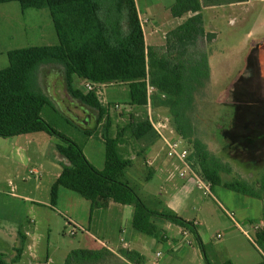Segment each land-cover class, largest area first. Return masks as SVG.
I'll list each match as a JSON object with an SVG mask.
<instances>
[{"label": "rangeland", "instance_id": "374dc122", "mask_svg": "<svg viewBox=\"0 0 264 264\" xmlns=\"http://www.w3.org/2000/svg\"><path fill=\"white\" fill-rule=\"evenodd\" d=\"M135 1L141 15L149 21L147 23L143 21L146 44L153 47L164 46L167 33L176 26L177 20L173 17L171 8L177 0ZM253 1L255 8L264 7V0ZM258 13L260 12H241L242 18L237 19V22H230L227 17L221 22H216L218 36L214 42H209L206 48L213 81L211 83L209 81L197 96L194 115L199 136L208 144L217 158L228 162L234 168L232 174H223L224 180L230 181L233 178L242 177L256 189L259 188L260 179L264 174V142L256 150H247L241 142V134L245 133L244 129L242 130V124L245 120L249 93L253 94L256 89L258 94L264 96V45L261 52L248 51L252 42L262 34L261 31L264 29L254 24ZM206 14L209 15V12ZM245 16L247 20L243 19ZM206 29L211 31L207 16ZM252 31L256 32L250 35ZM58 42L48 9H28L23 13L18 2L0 4V70L9 66L8 56L4 53L9 48L55 45ZM193 51L194 49L190 48V52L193 53ZM247 55L249 59L244 67ZM56 82L58 83L59 79ZM58 85L60 86V82L57 88ZM96 90L100 92L99 96L104 101L107 98L105 91L99 88ZM110 96L114 100L106 101L107 104H104L108 106L112 119L110 129L112 137L117 136L119 132L122 133V129L131 119L145 116L146 112L148 114V110L131 108L124 101L123 93L111 92ZM151 98L152 113H155V117L158 115L160 121L168 123L171 131L168 130L169 134H176L178 137L175 123L169 116L170 100L161 95H153ZM62 103L67 106L65 111L70 109L72 114H63L58 108L59 113L46 110L44 118L58 132L79 144L86 157H89L91 164L98 170H103L104 130L103 124L97 126V111L90 108L89 112H83L84 109L81 108L86 107L79 101L75 104L81 108L74 107L73 104L68 105L65 101ZM87 114L93 119L88 124L84 122ZM79 126L91 131L97 128L98 134L92 136L95 142L93 145H88L90 137H86ZM123 135L124 144L121 146L123 155L139 157L145 144L132 139L128 132H123ZM19 136L18 141L0 137V253H5L8 259L14 253V240L19 237V232L23 235L29 232V242L35 245L36 257L30 256V251L25 246L22 260L13 263L7 261V264H64L72 251L90 248H102L101 250L107 251L101 259L103 260L108 256V251L119 250L122 238H125L127 242L131 241V233L133 237L137 234L136 236L139 235L154 242L153 237L133 229L130 216L121 214L120 209L112 211L101 209L98 213L92 214L90 202L73 191L62 190L60 204L52 206L51 187L55 173L61 170L57 162V157L60 155L56 145L62 141L46 132ZM185 145L191 151L186 142ZM182 181L179 177L176 178L177 189ZM144 186L151 187L152 195L147 196L140 188L137 192L150 209L160 212L171 211L174 214L180 211L184 194H178L176 188L170 189L165 186L167 194H164L157 179L149 184L143 183ZM188 192L192 194V199L187 201L184 217L193 219L198 208L208 203L210 211L219 221H212L208 210L204 208L202 213L207 220V227L202 228V233L216 246L225 245L226 242L223 243V241H227L226 233L236 230V223L232 221L230 214L235 216L236 221H240L238 212L242 208L241 201L246 200L245 202L249 204L261 203L258 198L231 191L223 186H215L211 193L206 194L191 181ZM27 197L30 201H25ZM173 197L175 199H172ZM169 199H172L170 205L167 204ZM246 210L256 212L259 208L248 206ZM72 232H75L74 235ZM219 232L224 235V238H217ZM250 236L253 243L261 246V242L252 231ZM134 243L133 240L132 247L136 248ZM227 243L232 244L230 240ZM163 248L162 251L167 256L169 249L166 246ZM156 249L154 246H148L145 250L152 261L155 259ZM207 253L210 254V248ZM49 260H51L50 263H48ZM104 262L107 263V260Z\"/></svg>", "mask_w": 264, "mask_h": 264}, {"label": "trees", "instance_id": "16d2710c", "mask_svg": "<svg viewBox=\"0 0 264 264\" xmlns=\"http://www.w3.org/2000/svg\"><path fill=\"white\" fill-rule=\"evenodd\" d=\"M11 2H18L23 13L28 9H48L59 40L56 45L9 51V66L0 70V137L46 132L62 141L56 145V150L66 162H62L61 174L51 188L52 206H56L61 188L88 200L92 212L107 209L111 202L131 205L135 208L133 227L136 230L160 238L161 231L152 219L164 218L191 231L200 248L205 249L194 222L171 211L150 209L124 180L132 160L121 151L123 132L145 146L159 138L147 112L145 116L131 119L122 133L112 137L108 106L95 90L85 92L77 88L75 78L101 85H128V105L144 110L149 105V89L153 88L156 95L170 100L169 116L178 135L191 149L188 162L211 189L223 186L264 201V174L258 189L242 177L225 181L223 174H232L233 166L216 157L199 136L194 122L197 96L210 81L207 44L216 37L204 29L201 0L175 2L171 8L173 17L191 16L167 33L165 45L161 47L147 46L135 0H0V4ZM190 48L194 49L193 53ZM49 65L64 69L72 98L97 111V126L103 124L102 138L106 144L103 170L91 164L79 144L58 132L44 118L46 110L60 112L39 82L41 68ZM255 91L249 93L242 124L245 133L241 134V142L247 150H256L264 142V96ZM82 132L88 138L98 134L97 128ZM262 236L260 232L259 239ZM19 238L24 246L25 235L19 232ZM106 252L74 250L64 264H91L101 260ZM122 253L134 264H139L142 257L135 251ZM20 254L21 249H18L15 260ZM0 264H7L4 253H0Z\"/></svg>", "mask_w": 264, "mask_h": 264}, {"label": "crops", "instance_id": "0c3cea01", "mask_svg": "<svg viewBox=\"0 0 264 264\" xmlns=\"http://www.w3.org/2000/svg\"><path fill=\"white\" fill-rule=\"evenodd\" d=\"M259 1H262V0H259ZM201 2H202L201 12L203 15L204 29L207 33H212V34H215L216 36L212 42H214L218 36L217 35L218 33L216 32V26L218 23L216 22L217 21L221 22L222 19H226V17L229 18L230 22H235V21L237 22V19L242 18L240 14L241 12H244V13H252L254 11L260 12L258 13V17L256 18V20L254 21V24H256L255 26L259 25L261 28L262 27L264 28V7L255 8L254 7L255 4H253L254 3L253 0H201ZM138 12H139V17H140V20L143 26V21L146 23L149 21L144 19V16L141 15L139 8H138ZM206 12H209V15L206 14ZM190 16L191 14L185 15L180 18H176L177 22H176L175 28L183 24ZM206 16H207V19L210 21L211 31L206 29ZM243 19L247 20L248 18L245 16ZM255 32L256 31H252L250 35L254 34ZM261 33L262 34L252 42L248 51L255 50V51L261 52L262 45H264V29H262ZM145 40H146V34H145ZM13 49H18V48H9L6 51H4V53L7 54L9 51ZM248 57L249 56L247 55L244 67L248 63V59H249ZM208 63H209V70H210V83H211L213 81V78L211 74L210 58L208 60ZM49 66L51 67L43 66L41 68V74H40V79H39L41 87L43 91L54 101L57 108H59L63 114H66V115L68 113L72 114V112H70V109L65 111V108H67V106H64L62 101H65L68 105L73 104L74 107H80V106L78 104H75L77 100L73 99L67 90L64 69L58 68L55 65H49ZM242 70L240 72H242ZM238 75H240V73ZM57 79H59V82H60V86L58 85V88H57V84L59 82L58 83L56 82ZM75 84L77 88L85 92H89L87 85L91 84L93 86V90L96 91L98 96L100 92H98L96 89L97 88L103 89L105 91V94L107 95V98L104 101H102L99 96L100 100L103 103H106V101L108 102V101L114 100L110 96L111 92H114V94L123 93L125 95L124 101L127 104L130 101V89H129V86L125 84H102L101 85V84H94L91 82H86L78 78H75ZM153 95H156L154 91L149 92V105L147 107L148 116L149 117L152 116L155 118L157 122L163 123L162 121H160L161 119L159 120V117H157L158 115L155 117V113H152L153 101H152L151 96ZM85 107L86 108L84 107L83 108L80 107V108L82 110L84 109L83 112L85 113L89 112L90 108H88L87 106ZM130 107L133 109L135 108L132 106ZM85 117L86 119L84 122H86L87 124L88 122H91L93 120L92 116H90L89 114L85 115ZM166 125L168 126L167 123ZM79 127L84 130L82 126H79ZM168 130H169V127H168ZM168 130L166 132L164 131L165 136H167L168 138L181 140L183 144L185 145V141L179 135L177 137L176 134H169L170 130L169 131ZM158 136L159 138L155 142L144 147L143 152L140 154L139 157H136L133 155L126 157L132 160V165L129 169L126 170L124 180L131 187H133L136 192H137V189L140 188V190H142L147 196H150L152 195L150 193L151 187L147 188L146 186L148 185L143 187V183L149 184L152 181L157 179L159 180V183L162 186L161 190H164L165 192L164 194H167L165 190L166 189L165 186H167L170 189L176 188L177 187V185L175 184L176 178L179 177L180 179H182L183 181L178 187V189L176 188V192L178 194L179 193L184 194V197H183L184 202L182 203L180 211H178V213H175V214L182 217L183 219L187 221L194 222V224L197 227L200 238L204 244L205 249L202 250L200 248L197 238L191 231L183 227H180L164 218L154 217L152 221L157 225V227L161 231L162 236L160 238L153 237L154 242H152L151 240H147L146 238H143L142 236H139V235L136 236L137 234H134V237H133V233H131V238H132L131 241L127 242L125 238H122L121 239L122 244L119 250L118 251H111V250L108 251V256L104 258L105 260L104 259L101 261L99 260L97 261V263L98 264H134L130 262L129 260H127L123 256L122 252L123 251H135L142 256L141 259L139 260V264H209V263L210 264H226L228 262H231L232 264H264V201L259 199L261 201L260 204H254V203L249 204L245 202L246 200L241 201L240 205L242 206V208L239 209V212H238L240 215V221L239 222L236 221V218H234L235 216L230 217L232 221L236 223L235 224L236 230H232L226 233L227 241L229 242L230 240L232 244L229 245L227 241H223V243L226 242L225 245H222V246L213 245L205 236H203V233H202V228L207 227V220L205 219V216L202 213L203 209L205 208V210H208V214L210 215L209 218H211L212 221L214 222L219 221L217 216L214 215L212 211H210L209 204L205 203L198 208L197 213L193 219H188L184 217L183 214L185 210L187 209V201L192 199V194L188 192L189 182L190 181L194 182L196 186L197 184L195 180L188 174L184 177L180 176L181 171L184 169L183 164L179 161L171 160L167 157L164 141L162 137H160L159 134ZM18 137L20 136H15L11 138H13L14 141H18L19 140ZM94 143H95L94 140L92 139V137H90L88 145H93ZM104 146H105V162H106L105 142H104ZM87 158L89 159L88 156ZM57 162L61 166L62 162L65 163L66 160L63 156L60 155V157H57ZM104 167H105V164H104ZM34 171L38 172L37 170H34ZM61 171H62V166H61V170L60 171L58 170L55 173V179H54L53 184L59 178ZM62 190H67V189H64V188L60 189L56 206L60 204L59 199H60V192ZM13 195H15V193H13ZM18 198L20 199V197ZM172 199H175V197H173ZM172 199L171 200L169 199L167 201L168 205L171 204ZM26 200L30 201L28 197L25 198V201ZM50 201H51V194H50ZM248 206L250 208H254L255 206L259 208V211L249 212L246 210ZM113 209H120L121 214L125 213L129 215L131 218L132 226H133V219H134V213H135V208L133 206L121 205L115 202H111L107 210L112 211ZM66 210L68 211L69 209H66ZM90 210H91V203H90ZM100 210L101 209H95L93 212L91 211V213L92 214L98 213V211ZM133 229L135 228L133 227ZM251 231L256 236V238L261 242L260 243L261 246L256 245V243H253L252 237L250 236ZM260 232L263 234V236L259 239ZM29 234H30L29 232L25 234L24 246L21 245L19 237L17 238V240L16 239L14 240L15 241L14 248H13L14 253L10 255V257L6 259V261H8L9 263L21 261L25 253V246L28 247V250L30 251V256H32L33 258L36 257L35 250H34L35 245L29 242V238H28ZM10 235H14V234H10ZM217 238L222 239L224 238V235H222V233L219 232L217 233ZM133 240L135 242L134 244L137 246L136 248L132 247ZM100 244L102 243L100 242ZM102 246H104V244H102ZM148 246H154V248L155 247L157 248L156 253H155V259L153 261L145 253V250L148 249ZM163 246H166V248L169 249L167 256L164 255L162 251L164 249ZM208 248H210V254L207 253ZM18 249H21V254L19 258L15 260L17 257ZM101 249L102 248H96V249L90 248L89 250H101ZM158 253H161L162 255L159 257ZM106 260H107V263L104 262ZM50 262L51 260L48 261V263Z\"/></svg>", "mask_w": 264, "mask_h": 264}, {"label": "built area", "instance_id": "2783aa9c", "mask_svg": "<svg viewBox=\"0 0 264 264\" xmlns=\"http://www.w3.org/2000/svg\"><path fill=\"white\" fill-rule=\"evenodd\" d=\"M87 88L89 91L93 90V86L91 84L87 85ZM154 91L153 88L149 89V92ZM118 107V106H116ZM149 121L152 124L153 128L156 130V132L162 137L165 149H166V155L171 160L179 161L183 164L184 169L181 171L180 176L184 177L187 174L190 175L196 182L197 186L202 189L206 194L211 193V185L205 182L191 167V165L188 162V158L190 156V150L183 144L181 140H176L172 138H168L165 136L164 131L166 132L168 130V126L166 123L157 122L154 117L150 116ZM168 124V123H167ZM231 217L232 214H230ZM75 232H72V235H74ZM220 237V235H219ZM162 254L158 253V256L160 257Z\"/></svg>", "mask_w": 264, "mask_h": 264}]
</instances>
